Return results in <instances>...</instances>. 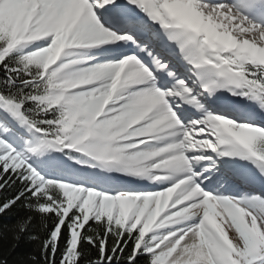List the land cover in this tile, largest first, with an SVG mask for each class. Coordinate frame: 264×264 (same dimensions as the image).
Returning <instances> with one entry per match:
<instances>
[{
    "label": "snow or ice",
    "instance_id": "snow-or-ice-1",
    "mask_svg": "<svg viewBox=\"0 0 264 264\" xmlns=\"http://www.w3.org/2000/svg\"><path fill=\"white\" fill-rule=\"evenodd\" d=\"M0 227L31 264H264V0H0Z\"/></svg>",
    "mask_w": 264,
    "mask_h": 264
},
{
    "label": "trees",
    "instance_id": "trees-1",
    "mask_svg": "<svg viewBox=\"0 0 264 264\" xmlns=\"http://www.w3.org/2000/svg\"><path fill=\"white\" fill-rule=\"evenodd\" d=\"M24 214L26 213L21 212V215ZM11 222L8 219L3 221L4 224ZM13 244H17V246L14 251H10ZM37 251V244L35 242L22 238L17 243L12 239V234L7 228L0 227V260H6L7 264H31L29 256Z\"/></svg>",
    "mask_w": 264,
    "mask_h": 264
}]
</instances>
